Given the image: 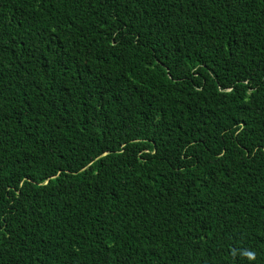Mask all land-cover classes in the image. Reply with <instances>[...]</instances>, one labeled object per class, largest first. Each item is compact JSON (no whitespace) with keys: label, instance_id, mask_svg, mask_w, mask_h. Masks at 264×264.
I'll return each instance as SVG.
<instances>
[{"label":"trees","instance_id":"16d2710c","mask_svg":"<svg viewBox=\"0 0 264 264\" xmlns=\"http://www.w3.org/2000/svg\"><path fill=\"white\" fill-rule=\"evenodd\" d=\"M0 264H264V0H0Z\"/></svg>","mask_w":264,"mask_h":264},{"label":"clouds","instance_id":"9594fccd","mask_svg":"<svg viewBox=\"0 0 264 264\" xmlns=\"http://www.w3.org/2000/svg\"><path fill=\"white\" fill-rule=\"evenodd\" d=\"M249 256H251V254H249Z\"/></svg>","mask_w":264,"mask_h":264}]
</instances>
